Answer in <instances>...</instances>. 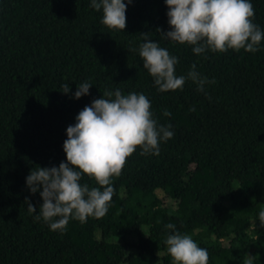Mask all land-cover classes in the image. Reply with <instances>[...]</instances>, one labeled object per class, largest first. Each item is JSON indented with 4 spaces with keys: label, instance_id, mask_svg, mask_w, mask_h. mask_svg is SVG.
I'll return each instance as SVG.
<instances>
[{
    "label": "trees",
    "instance_id": "trees-1",
    "mask_svg": "<svg viewBox=\"0 0 264 264\" xmlns=\"http://www.w3.org/2000/svg\"><path fill=\"white\" fill-rule=\"evenodd\" d=\"M251 2L264 31V0ZM167 11L165 0H134L126 28L109 30L91 0H0V264H173L168 223L207 249L208 264H244L246 254L264 264V39L255 53L198 56L192 45L156 31L171 30ZM142 33L178 58L177 76L195 64L215 83L200 92L187 80L182 90L159 92L131 51ZM86 81L89 94L75 99ZM117 88L142 92L153 118L171 125L174 136L160 142L159 155H141L138 147L127 158L111 178L104 217L70 219L63 232L52 231L35 219L43 201L26 177L37 165L66 162L67 127ZM81 183L98 187L87 175Z\"/></svg>",
    "mask_w": 264,
    "mask_h": 264
},
{
    "label": "clouds",
    "instance_id": "clouds-1",
    "mask_svg": "<svg viewBox=\"0 0 264 264\" xmlns=\"http://www.w3.org/2000/svg\"><path fill=\"white\" fill-rule=\"evenodd\" d=\"M133 2L91 0V7L102 9L101 23L109 30H124L127 6ZM165 4L171 30L156 31L165 40L192 45L198 56L209 50L224 53L243 49L255 53L264 39V31L253 22L255 10L251 0H165ZM149 35L142 33L143 42L131 51H138L159 92L182 90L187 80L196 84L200 92L206 84L215 83L214 79L202 77L195 64L187 75L177 76L178 58ZM91 86L87 81L77 85L74 98L88 95ZM61 88L64 94L70 92L68 83ZM150 109L151 102L142 92L124 95L119 88L106 89L101 98L86 105L75 117L76 123L66 129L67 139L63 143L66 162L61 161L58 167L37 165L26 177L30 192H39L43 201L35 219H43L52 231L63 232L70 219L85 223L89 217H104L115 191L111 178L121 175L127 158L138 147L141 155H159L160 142L174 136L171 125L158 124ZM188 111L194 112L195 108ZM84 175L93 178L98 187L81 183ZM25 203L29 213H36V207L27 197ZM258 219L264 226V209ZM165 228L171 230L165 244L173 264H208L206 248L198 246L190 235L176 230L172 223ZM246 255L244 264H254L256 256Z\"/></svg>",
    "mask_w": 264,
    "mask_h": 264
}]
</instances>
